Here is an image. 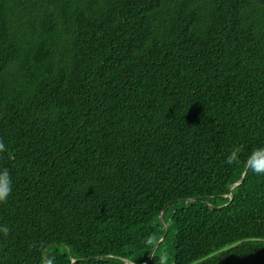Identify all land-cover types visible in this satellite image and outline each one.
Masks as SVG:
<instances>
[{"label":"trees","instance_id":"1","mask_svg":"<svg viewBox=\"0 0 264 264\" xmlns=\"http://www.w3.org/2000/svg\"><path fill=\"white\" fill-rule=\"evenodd\" d=\"M0 140V264H264V0H0Z\"/></svg>","mask_w":264,"mask_h":264},{"label":"clouds","instance_id":"2","mask_svg":"<svg viewBox=\"0 0 264 264\" xmlns=\"http://www.w3.org/2000/svg\"><path fill=\"white\" fill-rule=\"evenodd\" d=\"M5 151V145L2 140H0V152ZM240 152L241 149L239 147H236L232 150L228 157V162L232 164H239L240 163ZM255 157V160H253L252 167L250 171L254 172L257 175H264V163H260L261 159H264V157L257 156V152L254 151L251 153L248 157V159H253ZM245 163H247L245 161ZM11 187H12V180L10 173L7 169H3L0 171V203H4L7 201L8 197L11 194ZM0 231H3L5 234L8 233V228L0 229ZM42 264H53L51 259H46L42 257Z\"/></svg>","mask_w":264,"mask_h":264},{"label":"water","instance_id":"3","mask_svg":"<svg viewBox=\"0 0 264 264\" xmlns=\"http://www.w3.org/2000/svg\"><path fill=\"white\" fill-rule=\"evenodd\" d=\"M243 182V180L240 182V183H238L237 184V186H239L241 183ZM231 192H232V189L230 190V197L232 198V196H231ZM194 200H197V199H194ZM205 204H206V206L208 207V208H210V209H212V210H218V209H221L222 207H216V206H212V205H210V204H208L207 202H205ZM168 208H169V204H167L166 206H165V208L163 209V212L161 213V221H162V223H165V220H164V215H165V213H166V211L168 210ZM167 231H168V229L166 228V233H167ZM165 238H166V234H165V236L159 241V243L155 246V248L153 249V251H152V254L150 255V258L148 259V261L145 263V264H150V262L152 261V259H153V256H154V253H155V251L157 250V248L159 247V245L165 240ZM79 260H74L73 262H72V264H75V263H77Z\"/></svg>","mask_w":264,"mask_h":264}]
</instances>
